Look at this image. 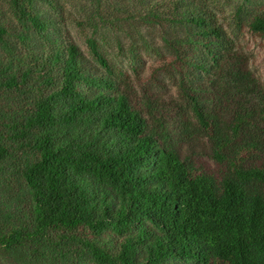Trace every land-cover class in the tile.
I'll use <instances>...</instances> for the list:
<instances>
[{
	"label": "trees",
	"instance_id": "obj_1",
	"mask_svg": "<svg viewBox=\"0 0 264 264\" xmlns=\"http://www.w3.org/2000/svg\"><path fill=\"white\" fill-rule=\"evenodd\" d=\"M261 1L233 19L264 38ZM217 4L0 0V264H264V83ZM106 30L156 31L171 89Z\"/></svg>",
	"mask_w": 264,
	"mask_h": 264
},
{
	"label": "rangeland",
	"instance_id": "obj_2",
	"mask_svg": "<svg viewBox=\"0 0 264 264\" xmlns=\"http://www.w3.org/2000/svg\"><path fill=\"white\" fill-rule=\"evenodd\" d=\"M242 2V0H218L216 12L219 16L220 22H222L225 28L228 29L230 35L237 41L241 50L246 52L251 60V66L254 72L260 77L264 83V38L251 32L247 26H236L233 19V10L236 3ZM72 3V2H71ZM260 6L264 8V0L261 1ZM67 21L68 30L72 34L76 43L80 48L90 56V49L86 42V38L80 28L73 21L74 18H79L82 15L78 6L72 8V5H67ZM72 12V15L70 14ZM74 15V16H73ZM91 32V30H89ZM107 35L108 43L105 44L106 50L113 58V61L131 74L137 80L139 88L152 87L155 91L165 92L171 89L172 85L167 74L169 62L171 61L170 55L163 49L161 41L156 37L157 32L151 31L149 33H143L146 36V40L151 44V49L145 51L141 47L143 41L141 38L133 46V42L126 36L121 35V40L124 43V52H122L117 46V38L112 32H104ZM151 38H149L150 36ZM135 49L139 54V60L132 61V51ZM159 50L160 54H157L155 50ZM137 68L139 73L134 71ZM160 85V86H159ZM159 86V87H158ZM141 91V89H139Z\"/></svg>",
	"mask_w": 264,
	"mask_h": 264
}]
</instances>
